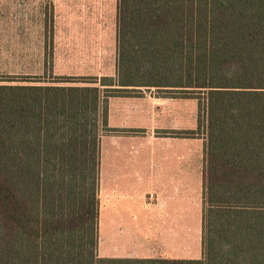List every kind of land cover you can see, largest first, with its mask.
Returning <instances> with one entry per match:
<instances>
[{
	"label": "trees",
	"instance_id": "16d2710c",
	"mask_svg": "<svg viewBox=\"0 0 264 264\" xmlns=\"http://www.w3.org/2000/svg\"><path fill=\"white\" fill-rule=\"evenodd\" d=\"M51 79L0 74V264H100L101 138L139 131L108 101L153 87L206 121L203 256L172 263L264 264V0H117L115 75Z\"/></svg>",
	"mask_w": 264,
	"mask_h": 264
},
{
	"label": "crops",
	"instance_id": "0c3cea01",
	"mask_svg": "<svg viewBox=\"0 0 264 264\" xmlns=\"http://www.w3.org/2000/svg\"><path fill=\"white\" fill-rule=\"evenodd\" d=\"M60 1L52 0L55 63L58 61L55 35L61 28ZM63 1L83 5L84 16L78 21L85 22L81 29L86 35L90 34L86 22L92 17L91 5L106 2ZM96 14L104 31L108 25L107 15L101 7L97 8ZM41 26L39 35H45ZM115 31L113 67L112 61L108 62L101 50L95 52L97 57L93 56L99 70L96 74L100 77L116 73L117 17ZM8 34L9 28L0 27V47H3L0 50L5 54L4 61H10V56L7 40L2 42L1 37ZM85 60L90 64L88 54ZM108 105L110 127L139 131L105 134L101 138V219L97 251L100 264H173L175 260L202 258L203 223L201 250L198 244L195 255H189L190 251L194 252L190 248L185 255V227L188 228L190 223L186 219L185 197H201L202 201L204 170V140L201 143L190 141L184 134L185 97L150 91L111 96Z\"/></svg>",
	"mask_w": 264,
	"mask_h": 264
},
{
	"label": "rangeland",
	"instance_id": "374dc122",
	"mask_svg": "<svg viewBox=\"0 0 264 264\" xmlns=\"http://www.w3.org/2000/svg\"><path fill=\"white\" fill-rule=\"evenodd\" d=\"M102 2L91 5L93 7L92 17L89 22H86L90 25L87 27L89 29L87 31L90 33L88 35L83 33L81 29L85 22L78 21L84 16L83 5L67 4L63 0L59 2L58 15L61 28L57 30L55 35V48L58 58L56 64L52 35V0H0V27L9 28V34L2 36L1 39L2 42L7 40L10 56V61H4L2 57L5 54L1 53L2 49L0 50V58L2 59L0 61V74H27L42 79L36 82L45 84L52 82L51 77L58 75L99 76L96 74L99 70H97L98 65L93 56L97 57L95 52L99 51L100 53V50L102 53L104 52L108 62L112 61L113 67L114 54L116 55L114 45L117 0H106L103 4ZM99 7L103 8L107 15L106 23L108 25L104 31L96 14ZM41 25L44 27L45 35H39ZM28 28L30 30H27ZM104 34L105 36H103ZM87 54L91 61L90 64L85 63ZM76 84L94 83L77 81ZM150 91L158 95L169 94L155 87L149 90L146 88L141 90L142 93ZM199 101L200 99L197 97H185L184 113L185 131H194L193 136L188 137V139L201 143L206 133V121L204 122V115L200 113ZM124 109L127 110L126 107ZM199 114H201V122L199 121ZM185 211L186 219L190 221L189 227H185V255L188 254L189 248L194 251L193 253L190 251L189 255H195L198 244L200 250L202 248L200 238L202 232L201 197H185ZM100 219L101 216H99V223Z\"/></svg>",
	"mask_w": 264,
	"mask_h": 264
}]
</instances>
